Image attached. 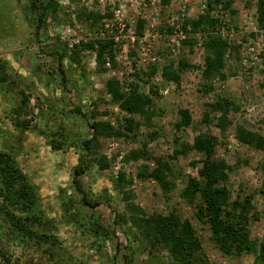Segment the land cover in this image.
I'll return each mask as SVG.
<instances>
[{
	"label": "rangeland",
	"instance_id": "374dc122",
	"mask_svg": "<svg viewBox=\"0 0 264 264\" xmlns=\"http://www.w3.org/2000/svg\"><path fill=\"white\" fill-rule=\"evenodd\" d=\"M257 1L54 0L55 12L45 16L37 38L43 12L38 3L0 0V150L10 153L27 174L38 195L35 209H41L39 220H22L37 234L27 235L5 213L0 198V264H177L164 244L151 250L144 240L135 249L116 222V214L121 215L143 238L131 216L173 211L194 226L206 264H264L257 250L230 256L220 251L209 227L196 216L198 206L181 195L188 177H199L203 155L191 150L174 157L182 143L191 145L203 133L215 136L216 157L231 166L226 185L232 198L241 191L255 193L251 237L257 244L264 240V152L236 134L244 126L264 136V29L258 25ZM208 13L211 22L195 29L192 22ZM214 37L229 47L220 73L207 82L203 71ZM95 40L109 46L102 66L96 49L79 53L93 85L89 93L74 63L62 57L60 43L72 57ZM183 61L188 66L180 84L164 76L166 68L177 69ZM112 79L123 93L137 88L150 96L151 104L143 113L131 114L108 91ZM217 96L231 98L237 106L227 114L224 129L222 112H211L205 120ZM181 109L189 110L192 122L178 130ZM130 117L137 123L132 132L127 130ZM94 122L109 129L98 132L89 157L84 141L93 137ZM159 159L170 167L169 192L155 178L140 176L152 173ZM100 160L109 167L101 170ZM78 166H87L79 181L89 199L101 206L83 202L73 182ZM120 173L132 180L125 187L129 199L111 188ZM42 233L55 234L59 243L41 239Z\"/></svg>",
	"mask_w": 264,
	"mask_h": 264
},
{
	"label": "trees",
	"instance_id": "16d2710c",
	"mask_svg": "<svg viewBox=\"0 0 264 264\" xmlns=\"http://www.w3.org/2000/svg\"><path fill=\"white\" fill-rule=\"evenodd\" d=\"M33 1L38 3V6L43 11L39 17L36 32L37 38H39L45 16L48 13L55 12L56 4L54 0H50L47 3L41 0ZM211 7L212 4L210 3L209 8ZM257 13L258 25L264 29V0L257 1ZM96 19L98 18L96 17ZM205 22H211L209 13L201 15L197 20L192 22V25L195 29H198ZM108 46L109 44L102 40H95L92 43L82 46L79 50H75L74 56L69 57L66 48L60 43V48L63 52L62 57H68L74 63V72L79 76L81 82L88 87L89 93L93 91V85L90 76L81 66L82 61L79 53L86 48L96 49L99 66H102L105 62L104 58ZM228 47V42L222 41L218 37L212 38L210 43H208L209 55L206 61V68L203 71L205 81L208 82L214 74L220 73L223 67L224 53ZM179 65L177 69H174L171 65L164 71V76L167 79L174 80L178 84H180L181 75L188 64L183 61ZM60 71L64 73L61 64ZM63 80H66L65 76H63ZM205 86L208 85L205 84ZM107 89L112 93L114 100L120 103L121 107L131 114L143 113L144 109L152 102L150 96L140 93L137 88H133L128 94L121 92L118 81L114 79L107 82ZM88 107H90V104ZM233 109H237L233 99L217 96L209 103V111L205 114V120H208L211 112H222L221 127L224 129L227 125V114ZM76 111L85 115L80 108H76ZM179 113L180 119L176 123V128L181 130L182 127L191 124L192 117L187 109H181ZM127 123V130L132 132L137 125L136 121L130 117L127 119ZM92 128L95 131L93 137L84 141L89 157L94 152L98 132H106L109 129L98 122H94ZM236 134L242 143L264 152V136L262 134L251 131L244 126H238ZM176 140L180 141L178 139ZM217 142V138L212 134L203 133L196 136L193 144L182 143V148L176 151L174 157H178L180 154L186 155L191 150L202 153L203 155L201 160L202 166L199 169V177L189 176L187 185L181 195L189 203L198 206L197 218L202 224L209 227L212 233V240L224 255L230 256L236 252H252L257 250L259 252V259L264 262V240L260 244H257V241L251 237L250 226L252 219L256 217L254 211L255 193H243L241 191L236 198H232L231 191L226 185L231 166L226 160L216 157ZM98 165L101 170L109 167V163L106 160H100ZM260 168L264 173V160L260 163ZM86 171L87 166L76 167L73 182L76 189L82 194L83 202L92 208H97L101 206V203L89 199L79 181V177ZM169 172V164L159 159L158 166L152 173H140V176L155 178L162 185L164 192H169L173 185L168 180ZM28 180L27 174L17 164L15 158L10 153L0 150V198H3L5 201V213L12 220L16 221L15 223L21 232L34 236L37 234H34V231L28 228V222L25 221L24 223L22 221L23 219L39 220L36 213L41 211L38 207L36 208L37 210L35 209L38 203V195ZM128 184H132V180H127L125 174L120 173L117 180L111 182V188L116 193L125 194V197L129 199L131 194L126 193L125 188ZM7 203H10L15 208L14 212H11L6 207L8 205ZM131 209L137 210L138 208L133 206ZM138 211L145 214L142 210L138 209ZM25 214L26 217H23ZM116 222L121 224L123 231L131 239L133 247L137 250L141 249L142 245H144V240L145 243L150 245L149 249L151 250H154L161 243L170 249L177 264H206V260L203 257L204 252L201 240L197 231L189 220L183 219L175 211L166 215L154 214L149 217L131 216L130 222L141 229L140 235L143 238H140L131 227L127 226L128 221H125L121 215L116 214ZM38 236L45 241L53 238L54 244L60 241L59 237L55 234L48 235L42 233ZM117 245V249H119L121 243L118 242Z\"/></svg>",
	"mask_w": 264,
	"mask_h": 264
}]
</instances>
